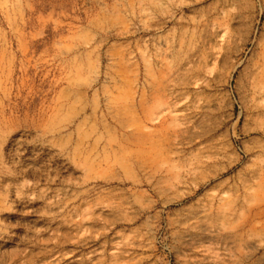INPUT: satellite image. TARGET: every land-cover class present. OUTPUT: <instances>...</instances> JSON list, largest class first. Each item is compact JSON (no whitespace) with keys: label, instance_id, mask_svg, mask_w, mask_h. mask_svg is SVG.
<instances>
[{"label":"rangeland","instance_id":"1","mask_svg":"<svg viewBox=\"0 0 264 264\" xmlns=\"http://www.w3.org/2000/svg\"><path fill=\"white\" fill-rule=\"evenodd\" d=\"M0 264H264V0H0Z\"/></svg>","mask_w":264,"mask_h":264}]
</instances>
